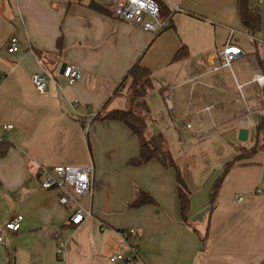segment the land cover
I'll return each mask as SVG.
<instances>
[{"label":"crops","instance_id":"1","mask_svg":"<svg viewBox=\"0 0 264 264\" xmlns=\"http://www.w3.org/2000/svg\"><path fill=\"white\" fill-rule=\"evenodd\" d=\"M92 1L0 0V146L8 147L0 157V264H112L110 257L126 250L119 233L129 229L139 236L137 264H264V131H256L264 120V86L255 83L264 75V0H257L262 26L255 37L240 22L239 0H158L168 25L157 35L117 18L110 6L102 5L108 13L92 9ZM232 31L237 47L248 42L253 48L252 66L241 64L233 74L237 89L247 91L244 103L225 83L229 68L214 71ZM13 37L20 50L9 54ZM183 48L187 56L176 60ZM137 62L154 83L148 113L138 110L146 137L191 125L200 140L217 130L228 134L237 123L257 135L256 153L236 161L240 154L230 151L209 171L199 155L174 156V138L164 135L165 149L185 168L186 220L177 170L157 159L130 166L140 140L125 124L103 119L131 109L130 84L120 95L115 91ZM63 65H77L82 79L69 86L57 74L38 94L31 77L49 73L48 67L60 73ZM57 166L94 168L92 192L80 200L91 215L79 227L69 222L74 207L41 188L40 172ZM142 192L155 204L133 207ZM239 194L242 203L235 201ZM17 216L21 229L7 231ZM58 241L66 244L61 255Z\"/></svg>","mask_w":264,"mask_h":264},{"label":"built area","instance_id":"2","mask_svg":"<svg viewBox=\"0 0 264 264\" xmlns=\"http://www.w3.org/2000/svg\"><path fill=\"white\" fill-rule=\"evenodd\" d=\"M96 2L104 6L109 5L117 18L138 26L153 35L159 34L168 25V17L156 0H96ZM234 34V31L230 33L226 47L219 54L220 64L214 68V71L231 68L232 63L242 56L237 48L232 47ZM19 50V40L15 37L11 38L8 43V53L16 54ZM62 77L65 79L67 85L72 86L82 79L83 72L77 65H66ZM31 81L38 94L44 95L48 90L49 84L54 79L47 72H42L34 74L31 77ZM255 83L264 86V75L258 74L255 78ZM209 110L210 108L207 109V111ZM187 128L191 129L192 126L188 125ZM5 129L10 130L11 127L7 126ZM93 173V167L74 168L57 166L43 169L39 174L43 190L57 191L59 193V203L63 207H74V211L69 218L70 224L74 227H79L84 222L85 217L91 215L81 205L80 200L92 192ZM235 201L242 203L244 202V197L240 194L236 195ZM22 221L23 217L17 216L5 224V229L9 232L17 233L21 229ZM119 235L126 244V250L112 255L109 259L110 262L112 264H137L140 260V247L138 245L139 236L136 230H125L120 232ZM3 241V238L0 237V243H3ZM65 251L66 244L58 241V254L61 255Z\"/></svg>","mask_w":264,"mask_h":264},{"label":"trees","instance_id":"3","mask_svg":"<svg viewBox=\"0 0 264 264\" xmlns=\"http://www.w3.org/2000/svg\"><path fill=\"white\" fill-rule=\"evenodd\" d=\"M165 12L163 4L156 0ZM91 8L101 12L108 13V11L95 0L91 2ZM166 14V12H165ZM168 17V15L166 14ZM238 16L244 29L249 32L253 37L258 35L261 31L262 26V13L261 8L258 5L257 0H239L238 2ZM58 51L62 50L63 44L62 40L58 41ZM41 58V56L38 54ZM187 56L186 48L181 49L176 54V60ZM130 84L132 93L128 99L129 104L132 109H139L148 113L149 109L147 107L146 98L150 91L154 88L153 79L151 73L148 69L142 67L139 62H137L125 75L120 85L115 91V95H120L124 87ZM114 110L107 113L103 119L109 121H118L125 124L132 132L133 135L138 137L141 142L140 155L129 162L130 166L138 167L149 163L150 161L157 159L159 160L165 168H174L178 172V184H179V199L180 208L183 219H187L188 213L190 211V199L189 193L184 185V181L178 167L171 153L165 149V137L162 133H158L146 139L147 133V122L146 118L134 110ZM257 133L260 134L264 131V120H261L257 124ZM8 152V147L0 146V157H4ZM249 152V153H248ZM247 153H241L236 161H241L244 157H250L257 152V147L252 148ZM231 164L225 169L223 176L216 182L214 192L212 195L213 200L216 197L217 191L220 188L225 176L228 173V169ZM144 204H155V201L149 197L146 193H140L139 198L132 205L133 207H140Z\"/></svg>","mask_w":264,"mask_h":264},{"label":"rangeland","instance_id":"4","mask_svg":"<svg viewBox=\"0 0 264 264\" xmlns=\"http://www.w3.org/2000/svg\"><path fill=\"white\" fill-rule=\"evenodd\" d=\"M105 6H109V5H105ZM246 44L242 42L237 47V45L235 44V39L232 41V47L236 46V48L241 52L242 56L239 59L235 60L232 63L231 68L228 69L231 77L227 78L225 82L228 84L229 86L228 88H230V91L232 92L234 97L235 96L238 97L242 101V103L245 102L244 99L246 97L245 94L247 91L246 90L242 91L241 89H237V82L238 83L240 82L237 78H234L233 74L236 75V70L239 68L241 64H243V66H248L250 68L252 66V62H254L250 55L251 51H253V48L251 47L250 43L247 42ZM48 69H49L48 74L53 79H55L54 76L58 77L57 74H60L59 71L58 73L52 72V74H50L51 73L50 67H48ZM52 83H54V81ZM116 100H117L116 103H118L120 107H122L121 106L122 99L117 98ZM132 110L141 114L138 111L139 109H132ZM245 112H246V109H245ZM161 128L159 127L158 129H161ZM233 128L234 129L228 134H224L223 130H217V132H215L216 135L210 136V137L205 136L200 140L194 139V135H195L194 133H196L197 131L195 129L194 130L188 129L187 126H185L184 129L168 128V130H166L168 131L166 132L167 134L164 133V135L167 137L168 135L172 134L174 138V141H175L173 142V144L175 143L174 150L171 152L174 156L184 155V153H189L190 155H199V157L202 158V162L200 161V164L203 166V169L209 171L212 167L214 160L219 157H223L225 153L232 151L233 153L238 152L239 154H241V153H244L245 150L249 151L250 148H252L255 145L256 140H257L256 132H254L253 130H250L247 124L244 126V125H240V123H237ZM245 128H248L247 129L249 133L248 138H247L248 140L242 142L239 139V134H240V131ZM217 133H219V135ZM146 139H149V137H146ZM189 139L190 140L194 139L195 141L192 140L191 142L192 144L188 145L187 147L184 144ZM176 163L181 165V167L180 168L178 167V169L182 175V178L184 179L183 171H185V168L182 166L183 162L177 161ZM83 202H86V200L83 199L81 203Z\"/></svg>","mask_w":264,"mask_h":264},{"label":"water","instance_id":"5","mask_svg":"<svg viewBox=\"0 0 264 264\" xmlns=\"http://www.w3.org/2000/svg\"><path fill=\"white\" fill-rule=\"evenodd\" d=\"M65 66H66V65H63L62 68H61V71H60V74H61V75H62L63 72H64ZM247 138H248V130H246V129H242V130L240 131V134H239V139H240V141H242V142L247 141Z\"/></svg>","mask_w":264,"mask_h":264}]
</instances>
